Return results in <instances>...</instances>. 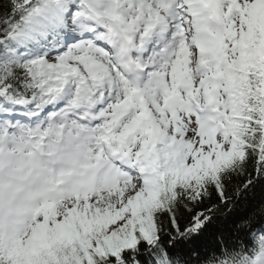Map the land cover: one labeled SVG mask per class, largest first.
<instances>
[{
	"label": "snow or ice",
	"instance_id": "1",
	"mask_svg": "<svg viewBox=\"0 0 264 264\" xmlns=\"http://www.w3.org/2000/svg\"><path fill=\"white\" fill-rule=\"evenodd\" d=\"M0 264H264V0H0Z\"/></svg>",
	"mask_w": 264,
	"mask_h": 264
}]
</instances>
